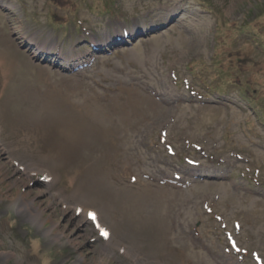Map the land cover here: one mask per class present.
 I'll return each mask as SVG.
<instances>
[{
    "label": "rangeland",
    "instance_id": "374dc122",
    "mask_svg": "<svg viewBox=\"0 0 264 264\" xmlns=\"http://www.w3.org/2000/svg\"><path fill=\"white\" fill-rule=\"evenodd\" d=\"M154 263L264 264V0H0V264Z\"/></svg>",
    "mask_w": 264,
    "mask_h": 264
},
{
    "label": "bare ground",
    "instance_id": "6f19581e",
    "mask_svg": "<svg viewBox=\"0 0 264 264\" xmlns=\"http://www.w3.org/2000/svg\"><path fill=\"white\" fill-rule=\"evenodd\" d=\"M22 126L24 127H27L28 130H30V126H32L33 128H35L36 130L39 129V131H42V132H47V133H52L53 137H55V139L57 141H63L65 139V136H63L64 134V125H69V123L71 124V122L69 121L70 120V117L69 116H64L63 114H58V113H54V112H45V115L40 118V119H30L29 115H27V113L25 112L22 116ZM66 125V126H67ZM81 134V130L80 128L77 129V134L74 135L77 140L75 139V141L77 143H79V140H80V135ZM90 134L92 135H96L98 138H102V134L101 132L97 131V130H91L90 131ZM110 143L111 145H113L114 148H116L115 146V141L114 140H110ZM31 168V165H26L24 167L23 170L29 172L31 171L32 169ZM50 174L47 175V178L49 179ZM132 197H134V199L138 200L139 196L138 195H131ZM28 206V203L25 202ZM121 207V206H120ZM118 208V207H115V209L112 211L115 215V218L118 217L122 211L123 208ZM38 212H41L39 211L38 208H36ZM74 209H77L79 211L80 214H82L84 216V219L86 220H93L96 222V225H97V230L102 233L101 230H103V232H106L107 233V236L106 239H107V243H110L111 242V239H109L111 236L109 237L108 236V228H106L105 224L103 223L102 219L99 217L100 215L96 212H94L93 210L90 209V207L87 205V203H84V204H76L74 206ZM40 216H41V213H40ZM125 227V225H123ZM131 238H134L133 237H130L129 240ZM139 238V236L137 237ZM141 239V238H139ZM131 244H127L126 247H123L122 249H124V252L127 254V255H131L130 254V250L132 248H134V246H136L135 244H133L131 241H129ZM156 245H157V250H160V251H163V254L167 251H170L168 250L167 248L169 247V244L167 243L166 239H163L161 238L160 240H158L156 242ZM125 248H129L128 249H125ZM137 253V252H136ZM136 253H134V255L136 256ZM140 254V253H139ZM138 254V256H139ZM148 257V255H147ZM148 258H151L148 257ZM154 264H158V263H154Z\"/></svg>",
    "mask_w": 264,
    "mask_h": 264
},
{
    "label": "snow or ice",
    "instance_id": "6c2138e0",
    "mask_svg": "<svg viewBox=\"0 0 264 264\" xmlns=\"http://www.w3.org/2000/svg\"><path fill=\"white\" fill-rule=\"evenodd\" d=\"M101 231H102V234H103V235L107 236V233H106V232H103V230H101Z\"/></svg>",
    "mask_w": 264,
    "mask_h": 264
}]
</instances>
